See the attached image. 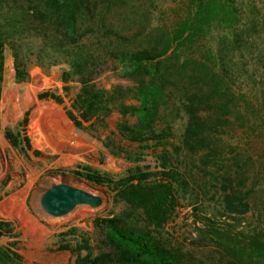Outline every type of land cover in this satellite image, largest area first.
Wrapping results in <instances>:
<instances>
[{
	"label": "trees",
	"instance_id": "1",
	"mask_svg": "<svg viewBox=\"0 0 264 264\" xmlns=\"http://www.w3.org/2000/svg\"><path fill=\"white\" fill-rule=\"evenodd\" d=\"M26 34L36 47L22 40ZM6 47L13 52L18 83L29 80L31 61L43 69L68 67L61 75L63 95L44 92L39 99L63 105L76 78L81 90L67 116L77 129L90 122L106 128L117 112L124 119L121 137L165 150L172 145V124L185 115L183 149L204 153L200 163L220 183L224 214L243 217L256 195L264 196L257 191L264 190L263 0H0V101ZM107 71L130 85L99 88L95 81ZM29 117L30 111L23 125ZM238 135L247 150L220 146L221 138ZM6 137L20 147L12 132ZM23 141L30 150L26 134ZM105 146L133 158L111 140ZM166 153L160 155L162 171L138 168L118 181L89 167L73 172L88 183L114 185L115 203L131 211L99 219L112 252L94 258L85 240L81 249L87 254L76 264H264V230L244 238L214 225L201 231L206 246L215 247L212 260L193 261L166 246L159 234L175 218L178 193L189 187ZM5 236L16 238L14 227L0 221V239ZM0 264L24 263L0 247Z\"/></svg>",
	"mask_w": 264,
	"mask_h": 264
},
{
	"label": "rangeland",
	"instance_id": "2",
	"mask_svg": "<svg viewBox=\"0 0 264 264\" xmlns=\"http://www.w3.org/2000/svg\"><path fill=\"white\" fill-rule=\"evenodd\" d=\"M21 38L25 43L33 41L36 47V40H28L29 35H22ZM23 53L28 54L26 46ZM4 56L0 101V221L13 225L16 238H1L0 247L18 253L24 264H76L79 256L87 254L81 249L85 240L89 242L94 258L112 252L106 243L107 233L97 227V221L131 214V211L124 203H115L114 185L88 183L77 178L73 172L89 167L103 175H110L115 181L138 168L159 172L163 170L160 157L163 151L173 159L170 167L178 169L189 184L187 190L178 193L179 207L175 218L159 234L169 249L182 251L193 261L212 260L211 252L215 247L211 244L206 246L201 231L214 225L243 237L250 236L256 229L264 230V196L261 193L252 201V209L247 215L234 218L224 214L220 183L207 175L200 163L204 153L191 155L183 149L182 137L187 123L185 115L182 114L172 124V145L165 150L153 143L151 148L145 149L121 137L118 127L124 119L117 112L107 120L106 128L90 122L85 124V130H80L67 116V110L81 90L76 78L69 83L71 91L63 105L39 99L44 92L63 95L61 75L62 70H69L66 65L43 69L31 61L29 80L18 83L10 47H6ZM95 83L106 90L130 85L129 81L119 79L112 71L97 78ZM29 111V123L25 126L23 121ZM127 121L131 125L137 122L136 118ZM9 131L21 144L18 149L7 139ZM25 134L31 143L30 150L23 141ZM242 137H223L220 146L231 145L233 149L247 150ZM108 140L116 147L124 148L133 158H127L125 153L119 156L112 154L105 146ZM208 169L216 170L210 166ZM56 185L87 191L100 197L103 203L98 209L78 206L65 217H51L43 210L41 199ZM132 220L135 221V217ZM218 263L217 260L209 262Z\"/></svg>",
	"mask_w": 264,
	"mask_h": 264
},
{
	"label": "water",
	"instance_id": "3",
	"mask_svg": "<svg viewBox=\"0 0 264 264\" xmlns=\"http://www.w3.org/2000/svg\"><path fill=\"white\" fill-rule=\"evenodd\" d=\"M102 203L100 197L66 185L53 186L41 199L43 210L54 218L65 217L78 206H89L92 209H98Z\"/></svg>",
	"mask_w": 264,
	"mask_h": 264
}]
</instances>
